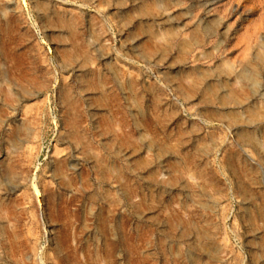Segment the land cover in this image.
Returning <instances> with one entry per match:
<instances>
[{
  "label": "rangeland",
  "instance_id": "obj_1",
  "mask_svg": "<svg viewBox=\"0 0 264 264\" xmlns=\"http://www.w3.org/2000/svg\"><path fill=\"white\" fill-rule=\"evenodd\" d=\"M258 51L264 0H0V264H264Z\"/></svg>",
  "mask_w": 264,
  "mask_h": 264
},
{
  "label": "bare ground",
  "instance_id": "obj_2",
  "mask_svg": "<svg viewBox=\"0 0 264 264\" xmlns=\"http://www.w3.org/2000/svg\"><path fill=\"white\" fill-rule=\"evenodd\" d=\"M160 3V2H159ZM210 22V21H209ZM196 27H199L200 28V30H203L205 33H206V35H210V36H212L213 35V33H214V31H216V30H214L213 28H212V26L210 25H208L207 23L206 24H204L203 23V20L202 19H199L198 20V22H197V25H196ZM196 30V29H195ZM179 32V31H178ZM193 32V31H192ZM196 34V33H195ZM179 35H180V33H179ZM175 36V35H174ZM198 36V35H197ZM197 36H195L196 38H197ZM254 37V36H253ZM185 38V37H184ZM241 38V37H240ZM239 38V39H240ZM182 39V38H181ZM180 39V40H181ZM186 40V39H185ZM192 42V41H191ZM240 42V41H239ZM178 43H179V40H178ZM185 43V45L188 43H186V42H184L183 40H182V44H184ZM173 44V43H172ZM243 45V44H242ZM182 46V45H181ZM185 47V46H184ZM147 49V48H146ZM183 49V48H182ZM149 51H148V53H151L152 51H150V48L148 49ZM147 51V50H146ZM145 51V52H146ZM246 54V53H245ZM147 55V54H146ZM257 57L259 58V60L260 61H263V68H264V57H263V54L260 52V51H258V54H257ZM223 62V61H222ZM229 67H231V66H229V64L227 63V62H223V64H222V68L223 69H226L228 72H226V73H228L229 74V71H231V68H229ZM237 69V68H236ZM235 71V70H234ZM225 73V74H226ZM233 72L231 71L230 72V74H232ZM235 73H237V72H235ZM239 75L237 76H235V77H239L240 75V78H239V80L240 81H242V83H243V90H244V87H245V90L247 89V88H250V87H253V86H255V81H256V79H255V73L254 72H246V71H243V70H241V71H239V73H238ZM238 79V78H237ZM181 87V86H180ZM182 88V87H181ZM255 88V87H254ZM252 89V88H251ZM255 90V89H254ZM182 92H184V95L187 97V98H189L193 93H194V91H193V89H191V88H187V87H185V90H183ZM230 95H231V93H230ZM230 97V96H229ZM233 97V96H232ZM4 98L7 100V101H12L13 100V97H12V95H11V93L9 92V91H5L4 92ZM225 99V98H224ZM221 100V99H220ZM227 100V99H226ZM226 100H223L224 102L226 101ZM227 103V102H226ZM256 109V108H255ZM259 111V110H258ZM258 111H256V110H250V117H260L259 115H261V113H264L263 111H261V112H258ZM248 113H249V111H248ZM249 115V114H248ZM253 118V119H254ZM236 119H237V117H236ZM235 119V120H236ZM16 131H20V128L19 129H17ZM21 132V131H20ZM249 137V139H250V136H248ZM247 138V137H246ZM252 138V137H251ZM248 139V138H247ZM253 139V138H252ZM251 142V141H250ZM263 154H264V149H263ZM263 154H262V156H263ZM10 173H13V170H10ZM56 173L57 174H59V175H61V176H65L64 174V167L62 166V165H58L57 166V168H56ZM65 181V180H64ZM68 182H70V180H67L66 181V184H68ZM70 184H72L71 182H70ZM69 185V184H68ZM67 185V186H68ZM12 214H13V210H12V208L10 207V206H4V205H2V204H0V218L2 219V218H5V217H12ZM105 218V217H104ZM8 219V218H7ZM6 220V219H5ZM8 221V220H7ZM98 222H99V227H100V229L102 230V229H104L105 228V220L101 217V215H99V218H98ZM3 227V226H2ZM4 229V228H3ZM108 232V231H107ZM105 238V237H104ZM112 248H114V247H112V246H110V245H107L105 248H104V254H105V256L107 257V258H109V259H111L110 257H111V254H112ZM104 256V257H105ZM98 257V256H97ZM76 260V259H75ZM98 260V259H97ZM99 262V261H98Z\"/></svg>",
  "mask_w": 264,
  "mask_h": 264
}]
</instances>
